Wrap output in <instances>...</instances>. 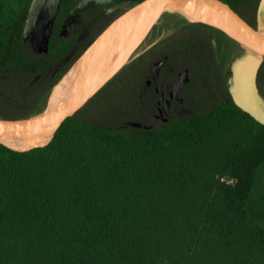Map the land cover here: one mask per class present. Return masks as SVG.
<instances>
[{"label": "trees", "instance_id": "1", "mask_svg": "<svg viewBox=\"0 0 264 264\" xmlns=\"http://www.w3.org/2000/svg\"><path fill=\"white\" fill-rule=\"evenodd\" d=\"M76 1L62 0L61 18ZM143 1L115 0L122 7L89 47ZM220 1L258 27L261 0ZM30 2L0 0V46L22 43ZM157 39L51 142L0 144V264H264V125L237 106L230 83L243 51L181 13ZM56 46L46 58L0 48V121L49 106L85 54L53 78L68 47ZM158 64L167 100L180 74L189 78L165 120L161 94L146 88Z\"/></svg>", "mask_w": 264, "mask_h": 264}, {"label": "water", "instance_id": "2", "mask_svg": "<svg viewBox=\"0 0 264 264\" xmlns=\"http://www.w3.org/2000/svg\"><path fill=\"white\" fill-rule=\"evenodd\" d=\"M187 1L195 2L206 9L219 26L210 25L202 20L195 21L203 22L221 30L243 51L242 57L237 59L232 66L230 80L232 94L237 106L242 111L264 125V109L260 103L264 99L258 88L259 71L261 65L264 64V32L260 30L259 26L257 28L252 26L229 5L220 0H145L128 10L117 20L119 21L127 13L134 10L120 39L115 43L109 55L104 57V63L90 78L73 91V95L68 100L54 104L48 108L46 116L27 125H22V123L35 118L41 113L24 120L0 121V144L12 149L25 150L51 142L69 119L87 109L105 87L148 48V44L158 29L171 15L180 13L178 7ZM60 2L61 0H32L25 23L24 37H27L33 30L44 5L48 8L49 20L51 21L57 13ZM111 2L113 0H79L71 9L67 22L73 19L79 11L85 10L92 4H108ZM263 6L264 0H261V11ZM114 9L112 7L108 12ZM117 21L113 22L98 37L89 50L95 45L98 47L103 42L102 38L105 32L112 28ZM47 43L45 41V46ZM244 56L248 58L249 62L239 64ZM236 65L239 67L233 72ZM158 68H160L159 64L156 65L155 70L157 71ZM188 81V72L181 73L170 95L178 98L179 93ZM37 121L42 122L37 124Z\"/></svg>", "mask_w": 264, "mask_h": 264}, {"label": "flooded vegetation", "instance_id": "3", "mask_svg": "<svg viewBox=\"0 0 264 264\" xmlns=\"http://www.w3.org/2000/svg\"><path fill=\"white\" fill-rule=\"evenodd\" d=\"M78 1L79 0H77L66 13V15L61 18V0L57 9V13L51 21L49 20L48 8L46 5H44L36 20L33 30L27 37H24V28L30 7L29 5L21 28L22 43L15 44L12 38L7 46H0V48H6L9 51L21 49L26 51V53H33V55L38 58H46L53 44H57L56 47L59 49H64V47L68 45V47H66V53L60 58L57 66L50 69L49 71V73H52L53 78L57 77L60 72L67 68L80 53L89 50V45L94 41L96 33L100 32L102 27L108 21L113 19L116 12L122 7V4H115V0L108 4H92L85 10L79 11L73 19L67 22L71 9ZM112 7L115 9L111 12H108V10ZM119 18H117L115 21H117ZM45 41L48 42L46 46ZM81 58H79V60ZM159 70L160 68H158L157 71L155 69L153 70L152 78L147 81L146 88H154L153 90L156 94H161V100L158 103V115L156 117L157 119L165 120L168 115V111L171 108V101H179V96L178 98H175V96L169 95L170 98L167 100L166 96L163 95L164 93L160 92V89L156 84V77ZM39 79L40 78L38 76L34 82ZM258 88L259 91H261L259 76Z\"/></svg>", "mask_w": 264, "mask_h": 264}, {"label": "rangeland", "instance_id": "4", "mask_svg": "<svg viewBox=\"0 0 264 264\" xmlns=\"http://www.w3.org/2000/svg\"><path fill=\"white\" fill-rule=\"evenodd\" d=\"M179 12L183 13L181 11ZM133 13L134 10L127 13L123 18L117 21L112 28H110L108 31L105 32L102 38L103 42L98 47L95 45L96 47L93 46L89 51H87L86 52L87 54L85 53L86 55L84 56V58L78 63L74 64V66L71 68L68 74L62 79L50 101L49 106L43 112H41V114H39L33 119L25 121L24 123H22V125L33 123L35 120L46 116L47 115L46 111L48 110V108L58 103L59 100L61 99V96L64 93L76 90L88 78L91 77V75L101 66V64L104 63L105 61L104 57L109 55L111 48H113L115 43L120 39ZM183 14H185L190 20H194V21L200 20L195 14L192 13H183ZM258 26L260 30L264 32V6L262 10L261 20ZM157 41L158 39L154 41H150L147 47L149 48L152 44L156 43ZM246 62L249 61L248 58L244 56L239 64ZM238 67L239 66L236 65L233 72H235ZM260 87L261 90H264V78L260 81ZM207 100L208 99H206V101L204 100L205 101L204 104L198 107V111L205 110L206 107H209L210 103ZM260 103L264 107V100L260 101Z\"/></svg>", "mask_w": 264, "mask_h": 264}, {"label": "bare ground", "instance_id": "5", "mask_svg": "<svg viewBox=\"0 0 264 264\" xmlns=\"http://www.w3.org/2000/svg\"><path fill=\"white\" fill-rule=\"evenodd\" d=\"M178 10L183 12V13L195 14L200 20L204 21L205 23H208L210 25L219 26V24L214 19V17L206 9H204L203 7H201L199 4H197L195 2L187 1V2L183 3V5L178 7ZM72 95H73V91L64 93L61 96V99L59 100L58 103L65 102ZM263 109H264V107H263ZM40 122H42V121H37V124L40 123Z\"/></svg>", "mask_w": 264, "mask_h": 264}]
</instances>
